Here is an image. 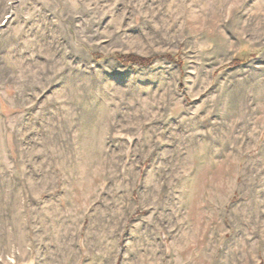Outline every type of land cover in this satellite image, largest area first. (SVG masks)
Wrapping results in <instances>:
<instances>
[{"label":"rangeland","instance_id":"1","mask_svg":"<svg viewBox=\"0 0 264 264\" xmlns=\"http://www.w3.org/2000/svg\"><path fill=\"white\" fill-rule=\"evenodd\" d=\"M0 264H264V0H0Z\"/></svg>","mask_w":264,"mask_h":264},{"label":"trees","instance_id":"2","mask_svg":"<svg viewBox=\"0 0 264 264\" xmlns=\"http://www.w3.org/2000/svg\"><path fill=\"white\" fill-rule=\"evenodd\" d=\"M116 57L121 63H124V64L134 63L140 66H148L155 59V57H143V56H139V55L132 54V53L117 54ZM243 60L244 58L238 57L236 61H234V64H237L238 61L242 62Z\"/></svg>","mask_w":264,"mask_h":264}]
</instances>
